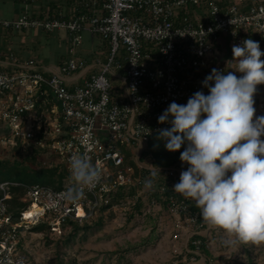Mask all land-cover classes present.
<instances>
[{"label":"built area","instance_id":"1","mask_svg":"<svg viewBox=\"0 0 264 264\" xmlns=\"http://www.w3.org/2000/svg\"><path fill=\"white\" fill-rule=\"evenodd\" d=\"M19 2L21 16L14 21L0 20V34L33 29L46 34L63 31L70 54L54 66L29 60L24 65L13 63L0 72V122L10 133L9 139L0 138V145L15 146L20 139L27 149L40 148L46 168L64 171L66 177L62 189L0 184V228L11 226L0 231V264H29L16 255L19 225L50 220L51 231L61 234L65 220L83 223L93 219L99 208L110 206L112 197L122 190H135L133 196L120 199L132 205L133 211H127L126 217L175 220V227L186 225L199 231L200 216L192 211L189 198L171 197V206L165 209L160 193L166 187L161 186L158 194L153 188L156 183L152 188L143 183L159 169L170 179L184 170L146 166L141 161L142 153L159 129L170 127L158 123V117L171 102L186 104L197 91L208 94L201 82L213 68H235L232 58L225 57L223 36L229 39V54L232 45L256 37L264 52V0L248 4H222L217 0H71L68 14L51 19L33 15L39 10L36 0ZM84 34L91 44L100 38L105 43L104 52L94 53L92 59L76 57ZM2 54L0 51V60ZM80 74L83 76L77 78ZM254 99L263 112L264 84L257 86ZM83 152L101 171L102 183L73 203L64 199L72 183L68 161L73 153ZM130 158L146 173L137 174ZM11 188H24L30 203L12 225L7 215ZM179 236L177 232L174 238Z\"/></svg>","mask_w":264,"mask_h":264},{"label":"clouds","instance_id":"2","mask_svg":"<svg viewBox=\"0 0 264 264\" xmlns=\"http://www.w3.org/2000/svg\"><path fill=\"white\" fill-rule=\"evenodd\" d=\"M262 56L250 38L233 45L235 68H213L201 82L208 94L197 91L186 104L173 101L158 117L170 125L158 130V139L187 165L172 190L195 202L202 220L224 234L225 246L264 243V115L254 106L257 86L264 84ZM68 167L67 201L78 202L102 183L87 152L73 153ZM158 175L160 169L151 172L145 187L152 188Z\"/></svg>","mask_w":264,"mask_h":264},{"label":"rangeland","instance_id":"3","mask_svg":"<svg viewBox=\"0 0 264 264\" xmlns=\"http://www.w3.org/2000/svg\"><path fill=\"white\" fill-rule=\"evenodd\" d=\"M66 36L67 34L63 31L59 32V35L42 34L39 38L40 44L33 53V58H36L38 62L40 57L50 66H54L61 56L69 57L70 51ZM104 49L105 43L100 38L97 37L95 44H91L89 36L84 34L83 43L77 50L76 57L92 59L94 53L97 54L102 50L99 52L102 54ZM228 56L232 58V54ZM225 65L228 64L225 63ZM8 69L9 67L5 70ZM254 106L257 115L260 114L261 110L257 105ZM4 146L7 145H0V158L11 159L10 154L2 150ZM128 151V155L130 152L132 153V150ZM129 156L132 157L131 154ZM129 161L132 163V158ZM42 163L38 168L46 167L44 162ZM29 177L34 179V185H44V182L49 179L47 173L36 175L32 172ZM127 211H133L132 205L128 201H119L113 210L101 211L98 215H102L103 223L98 226L93 225L92 229L86 233H80V236L66 247L60 243V240H62V235L69 234L70 229L63 232L64 234L53 233L54 235H51L46 232H34L32 228L35 225L33 224L19 225L18 228H21L22 231L17 233L16 255L29 264H61V262L63 264H179L181 262L183 264H205V258L199 259L186 255L190 232H194L189 230L188 226L175 227V220H153L148 217L129 222V216H125ZM83 223L85 224V222ZM89 224L91 225L93 222ZM177 232L180 235L179 239L174 238ZM212 239L216 244L221 243L219 237L218 240L215 239V236ZM245 246L252 252L253 262L264 264L262 243H235L232 246L221 244V247L217 245L213 250L217 257L225 256L231 258L232 261L238 259L241 264H251L245 254ZM226 260L221 259L218 264H227Z\"/></svg>","mask_w":264,"mask_h":264},{"label":"trees","instance_id":"4","mask_svg":"<svg viewBox=\"0 0 264 264\" xmlns=\"http://www.w3.org/2000/svg\"><path fill=\"white\" fill-rule=\"evenodd\" d=\"M38 3V1L36 0ZM56 10L54 12L51 11H43L41 8L34 13L33 15L35 17H38L40 19H51V18H58L60 17L61 13H56ZM255 41L259 42L260 40L258 37L254 38ZM5 69L0 68V72L4 71ZM255 105L258 106V102L255 100ZM261 112V111H260ZM258 115H264V111L261 112ZM1 123V122H0ZM2 123L0 125V138L9 139L10 133L8 129L2 128ZM5 127V126H4ZM7 127V126H6ZM159 134V133H158ZM158 134H155L153 137H151L150 141L147 144V148L144 149L141 157V161L145 163L146 166L152 167V168H170V167H177L182 170H186L187 165H183L179 159L180 152H168L164 147V141L158 139ZM263 139V138H262ZM2 150L8 154H10L11 159L8 158H0V184L3 182H16L21 184H27V185H34V179H31L29 177V174L34 172L36 175L41 173H47L49 175V179L44 182V185L53 187L55 189H62L64 185V179L66 177V174L64 171H61L60 173H57V169H48L46 167L44 168H38L39 165H41L42 162H44L43 155L40 153V148L32 147V148H25L22 140H17V143L15 146L7 145L2 147ZM183 151V147L181 149ZM12 160V161H11ZM43 164V163H42ZM132 165L136 167V165L132 162ZM137 174H144L146 171H140L136 167ZM180 175H176L174 178H166L164 176V173H161V175H158L155 183L156 185L153 187L154 191L159 194L160 187L165 186L166 191L161 192V202L164 205L165 209H168L170 204V198L173 197L176 200L184 199L185 197L174 192L173 186L179 182ZM11 194L12 197L10 200L7 201V215L9 216L11 220V225L17 223L20 217V213L30 204L29 201L26 199V191L24 188H11ZM135 194L134 189L130 190H122L118 192L114 197H112V201L110 206H101L99 208V211L97 215L91 219L87 220L84 223H79L73 220H65L61 225V233L65 232L67 229H70L69 234L62 235L60 240V243L63 244V246L70 245L78 236H80V233H86L90 229H92L93 225H101L103 223V218L100 212L106 211L111 206L117 205L119 203L120 199H122L124 196H133ZM3 197V192L0 190V199ZM188 204L191 206V209L193 212H196L200 216L199 225L201 226V231L205 227V222L202 220L200 215V210L196 207L195 202L189 198ZM135 210H138L139 208H134ZM133 216H129V222L132 220ZM90 222H93V224H89ZM7 228H11V226H6L4 228H0V231L5 230ZM32 230L37 233H49L51 235H54L51 231V225L49 222H42L37 225H35ZM22 231L21 228L17 229V233H20ZM193 238L190 239L188 243V250L186 252L187 256H193L194 254L191 253V251H197L200 250L204 255L207 257H211L207 247L205 240L197 234ZM64 234V233H63ZM86 238V236H85ZM195 241L199 242V246L195 245ZM249 261L251 264H256L253 262V259L250 256L249 253ZM63 264V262H61ZM179 264H183L182 262ZM207 264V263H206Z\"/></svg>","mask_w":264,"mask_h":264},{"label":"crops","instance_id":"5","mask_svg":"<svg viewBox=\"0 0 264 264\" xmlns=\"http://www.w3.org/2000/svg\"><path fill=\"white\" fill-rule=\"evenodd\" d=\"M37 7L38 9L41 8L43 11H51L54 12L56 10V13H63L68 14V11L70 9L71 0H37ZM220 3H252L255 1L260 0H217ZM21 9L22 4L19 2V0H0V20H6V21H14L17 20L21 16ZM44 34V32L33 29V30H22L19 32H2L0 34V51L3 52V57L0 60V68L6 69L7 67L10 68V65L13 63L18 62L20 65H24L29 60H36V58H33V53L36 51L37 47L39 46V38ZM52 34H58L59 33H52ZM50 36L51 34H46ZM64 41V39H61ZM222 44H223V50L225 51V57H229V39L226 36H223L222 38ZM12 55V56H11ZM67 57L61 56L60 59L56 61V65L63 62ZM37 61V60H36ZM38 61L42 62L45 65H49L47 61L38 58ZM50 66V65H49ZM83 74V73H82ZM77 75V78H80L82 75ZM83 76V75H82ZM86 78V76L81 78V81L79 80V83H82V81ZM78 84V82H77ZM264 139V138H263ZM206 224V223H205ZM196 232H190L189 235V241L191 238L195 236ZM198 235H200L206 242L207 250L210 254V258L207 257L202 253V251H191L193 257L202 259L205 258V264H218L222 260L227 259V264H241L240 260L238 259L235 261L228 257H217L214 254V248L218 245L221 247L222 244V238L224 237V234L219 230L214 228L211 225L206 224L205 227L197 232ZM215 236V239L219 237V240L221 241L220 244H216L213 242L212 237ZM189 243V242H188ZM213 245H215L213 247ZM264 246V243H262ZM264 248V247H263ZM247 246H245V254L247 255L249 259V253L252 257V252L250 250H247ZM196 264V263H191Z\"/></svg>","mask_w":264,"mask_h":264},{"label":"bare ground","instance_id":"6","mask_svg":"<svg viewBox=\"0 0 264 264\" xmlns=\"http://www.w3.org/2000/svg\"><path fill=\"white\" fill-rule=\"evenodd\" d=\"M80 215H82V212L80 211Z\"/></svg>","mask_w":264,"mask_h":264}]
</instances>
